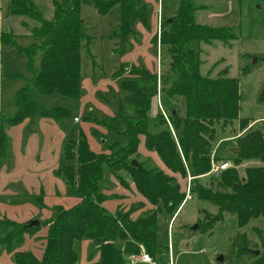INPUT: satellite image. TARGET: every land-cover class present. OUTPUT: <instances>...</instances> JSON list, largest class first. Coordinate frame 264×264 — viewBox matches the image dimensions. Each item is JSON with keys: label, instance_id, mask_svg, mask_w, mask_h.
Returning <instances> with one entry per match:
<instances>
[{"label": "trees", "instance_id": "obj_1", "mask_svg": "<svg viewBox=\"0 0 264 264\" xmlns=\"http://www.w3.org/2000/svg\"><path fill=\"white\" fill-rule=\"evenodd\" d=\"M148 1L158 0H53V14L47 19L33 1L10 0L9 14L32 20L35 25L31 26L30 34L41 40L40 45L34 42L22 49L31 62L39 49L43 52L40 70L32 80L37 90L45 95L79 97L81 49L84 43L89 44L91 40L80 16L82 4L92 5L102 15L119 6V24L114 36L118 40L117 50L125 53L132 46L131 38L138 35L136 23L149 27V13L153 7ZM197 9L191 0H179L174 13L162 17L160 40L156 36L161 52H165L171 60V70L179 72V79L169 84L167 75L158 77L143 66L121 64L115 73L121 92L117 120L127 138L126 147L112 155H97L90 150L84 136L65 146L66 164H61L54 173L64 180L69 190L79 194L80 201L69 209L58 208L57 217L46 222L48 234L41 259L30 252H19L15 254L16 264H75L78 258L75 244L84 238L92 240L100 254L98 261L88 264H127L126 258L130 264H136L134 261L143 253L157 264L165 253L158 236V210L164 207L176 213L182 205L185 194L181 193L174 175L188 176L184 161L189 164L194 177L192 193L217 208V214L206 215L201 225L203 229L212 232L227 215L238 218L240 229L253 220L264 218V165L247 167L242 179L234 168L225 170L218 178V190H214L212 185L207 188L196 185L198 179L211 168L215 125L225 129L235 121L240 122L234 164L253 160L264 164V128L248 130L250 122L240 117L242 95L239 81L225 76H204L200 71L201 43L210 44L218 40L228 44L238 39V33L231 27L195 23L194 12ZM170 18L172 20L168 21ZM2 39L8 46L15 45L11 33L3 34ZM247 71L248 68H245L244 72ZM159 84L169 107L167 120L161 116L156 118L160 126L166 125L167 128L153 133L149 130V121ZM182 99L185 107L183 115L178 104ZM259 102L264 103V83L259 92ZM15 103L16 114L1 120V156L7 152V127L28 121L26 131L33 133L41 118L60 120L70 116L66 108H45L32 96L29 87L18 91ZM169 125L175 131L178 142ZM142 138L146 149L155 152L173 176L158 168H146L141 162H138L139 167L131 164L133 158L130 157L138 154ZM104 164L112 174L121 170L128 173L137 191L153 206L154 212L137 219L131 218V212L107 214L102 204L105 195L98 185L103 178ZM143 207L141 203L139 208ZM0 227V244L8 251L20 245L25 234H32L38 229L12 221L3 222ZM116 239L125 242L123 250L114 245ZM249 250H259V255ZM229 253L231 258H248L253 261L252 264H264V239L259 245L252 243L244 232L239 233L231 239Z\"/></svg>", "mask_w": 264, "mask_h": 264}, {"label": "rangeland", "instance_id": "obj_2", "mask_svg": "<svg viewBox=\"0 0 264 264\" xmlns=\"http://www.w3.org/2000/svg\"><path fill=\"white\" fill-rule=\"evenodd\" d=\"M31 1L38 6L45 18L52 17L53 0ZM148 2L153 7L149 13V27L146 28L141 22L136 23L138 35L131 38L132 46L125 53L117 50L118 40L114 36L119 24V6L113 7L104 15L98 13L92 5L80 6V16L91 40L89 44L84 43L81 49L80 93L78 98H72L60 94L45 95L34 86L32 80L40 70L43 52L39 49L31 62L23 50L34 42L37 45L41 43V40L30 34V28L35 23L26 17L10 15V0H0V124L3 118L16 114V95L24 87H29L32 96L45 108L62 107L70 111L69 117L60 120L39 119L33 133L26 131L28 121L5 130L8 138L7 152L4 156L0 153V226L6 221L28 224L38 220L40 224L34 233L25 234L23 242L15 245L12 251L0 244V264H16L15 254L19 252H30L41 259L48 234L46 222L57 217L58 208L69 209L79 203V194L69 190L64 180L54 173L61 164H66L65 146L68 143L77 142L84 136L90 150L97 155H112L126 147L127 138L117 120L121 92L115 73L121 64L143 66L158 77L167 75L169 84L179 79V72L171 70L169 56L161 52L160 45L156 42V36L158 40L159 35L161 36V25L158 34L159 18L161 17L162 22L164 15H172L179 0ZM191 2L198 7L194 12L195 23L231 27L238 33V39L228 44L218 40H213L210 44L201 43V74L212 78L225 76L237 79L242 95L240 117L252 123V128L248 127V130H262L264 103L259 102V92L264 83V0ZM7 33L13 35L14 46L3 42L2 36ZM245 68H248L247 72H244ZM178 104L183 115V99ZM168 107L162 85L159 84L150 113L151 132L167 128L166 125L158 124L156 116L167 120ZM169 129L178 142L170 125ZM240 129L239 121L225 129L215 125L212 155L214 154L215 159L231 162L233 170L242 179L247 167L264 164L257 160L234 164L233 149L239 145L236 135L240 133ZM130 158L141 162L146 168H158L168 176H173L158 155L146 149L143 138L138 154ZM184 164L193 176L189 164L185 161ZM102 171L103 178L98 185L100 192L105 195L102 204L107 214L131 212V218L137 219L154 212L153 206L137 191L128 173L121 170L112 174L106 164L102 166ZM174 176L181 193L186 194L188 176ZM219 180L206 174L198 179L199 183L196 185L201 184L206 188L212 185L214 190H218ZM141 203L144 204L143 208H139ZM174 213L175 210L169 212L164 207L158 210V236L165 253L157 264H169V255L173 264H252L253 261L248 258L230 257L231 239L242 232L255 244L260 245L264 239V218L253 220L240 229L238 218L227 215L212 232L203 229L201 225L206 215L217 214V208L210 202L199 199L194 193ZM196 225L199 226L197 230L193 229ZM114 245L123 250L125 242L116 239ZM75 250L78 255L75 264L99 260V251L92 240L84 238L77 241ZM220 257L222 260H219ZM125 260L130 264L129 259ZM134 262L147 264L141 258Z\"/></svg>", "mask_w": 264, "mask_h": 264}, {"label": "built area", "instance_id": "obj_3", "mask_svg": "<svg viewBox=\"0 0 264 264\" xmlns=\"http://www.w3.org/2000/svg\"><path fill=\"white\" fill-rule=\"evenodd\" d=\"M160 8V12H161V5H159ZM160 25H161V17L159 18V29H158V34H160ZM160 37V35H159ZM77 120V119H75ZM233 164L229 161H222V160H218L215 159L214 154L211 157V168L210 171L207 173L208 176H211L213 178H220L221 174L229 169L232 168ZM193 180L194 177L191 176L188 172V177H187V189H186V194H185V199L182 203V205L187 201L190 200L192 198V187H193ZM181 205V206H182ZM169 254H170V249H169ZM143 260L144 263L147 264H156L153 259L146 253H143L141 255V257H139ZM169 264H173L172 263V259H171V255H169Z\"/></svg>", "mask_w": 264, "mask_h": 264}, {"label": "water", "instance_id": "obj_4", "mask_svg": "<svg viewBox=\"0 0 264 264\" xmlns=\"http://www.w3.org/2000/svg\"><path fill=\"white\" fill-rule=\"evenodd\" d=\"M172 19L170 18L168 21H171ZM254 61H256V58L254 59ZM238 148H234L233 152H237ZM131 164L135 167H139L140 165L138 164V162L136 160H132ZM39 221L38 220H33L31 222H29L27 225L29 227H38L39 226ZM198 226H194L193 229H196ZM252 254L254 255H259V250H249ZM219 260H222V257L219 258Z\"/></svg>", "mask_w": 264, "mask_h": 264}, {"label": "crops", "instance_id": "obj_5", "mask_svg": "<svg viewBox=\"0 0 264 264\" xmlns=\"http://www.w3.org/2000/svg\"><path fill=\"white\" fill-rule=\"evenodd\" d=\"M174 11H175V10H174ZM251 126H252V123H250V126H249V127H251ZM251 128H252V127H251ZM251 128H250V129H251Z\"/></svg>", "mask_w": 264, "mask_h": 264}]
</instances>
